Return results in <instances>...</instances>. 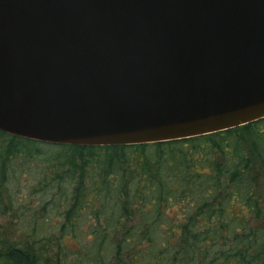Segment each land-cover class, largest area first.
I'll list each match as a JSON object with an SVG mask.
<instances>
[{"label":"water","instance_id":"95a60500","mask_svg":"<svg viewBox=\"0 0 264 264\" xmlns=\"http://www.w3.org/2000/svg\"><path fill=\"white\" fill-rule=\"evenodd\" d=\"M264 118V0H0V131L66 145Z\"/></svg>","mask_w":264,"mask_h":264},{"label":"trees","instance_id":"16d2710c","mask_svg":"<svg viewBox=\"0 0 264 264\" xmlns=\"http://www.w3.org/2000/svg\"><path fill=\"white\" fill-rule=\"evenodd\" d=\"M0 218V264H264V118L132 145L0 131Z\"/></svg>","mask_w":264,"mask_h":264},{"label":"rangeland","instance_id":"374dc122","mask_svg":"<svg viewBox=\"0 0 264 264\" xmlns=\"http://www.w3.org/2000/svg\"><path fill=\"white\" fill-rule=\"evenodd\" d=\"M27 178L28 177H26V175H25V177H23L22 179L23 180H27ZM22 184H24V182H22ZM27 194V189H26V187H25V185L24 186H22V191H21V193H20V195H19V198H21L22 196H24V195H26ZM3 221H5V219L4 218H0V222H3ZM55 221V220H54Z\"/></svg>","mask_w":264,"mask_h":264}]
</instances>
